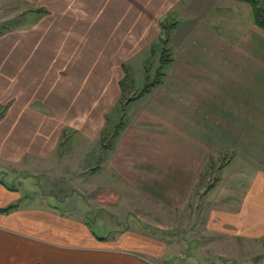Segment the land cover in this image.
Masks as SVG:
<instances>
[{"label":"crops","instance_id":"1","mask_svg":"<svg viewBox=\"0 0 264 264\" xmlns=\"http://www.w3.org/2000/svg\"><path fill=\"white\" fill-rule=\"evenodd\" d=\"M84 2L107 12L94 24L80 25L85 37L130 26L135 11H143L152 27H158L159 13H164L173 27L166 76L150 90L153 99L140 114L148 131H135L139 121L125 123L109 150L113 159H105L112 191L140 188L168 196L172 187L179 194L211 166L208 159L215 152L231 151L213 184L217 188L229 170L225 194L208 201L212 190L206 193L210 229L237 244L263 240L264 29L256 24L251 4ZM46 3L50 11H60L69 0ZM114 20L125 23L115 25ZM45 23L39 20L34 31L0 35V106L5 107L0 115V264H181L169 236L143 227L121 228L117 213L96 211L97 200L84 194L109 189L103 182L90 183L87 175L101 151L86 132L61 143L70 119L92 106L93 99L86 83L66 87L41 78L55 60L54 36ZM16 82L20 87L13 90ZM219 125H224L221 137L215 133ZM79 140L93 146L82 149L75 145Z\"/></svg>","mask_w":264,"mask_h":264},{"label":"rangeland","instance_id":"2","mask_svg":"<svg viewBox=\"0 0 264 264\" xmlns=\"http://www.w3.org/2000/svg\"><path fill=\"white\" fill-rule=\"evenodd\" d=\"M259 1L264 6V1ZM46 2L47 0H0V35L12 30L34 31L32 27L39 20L45 21L46 29L54 36L55 60L48 69L43 70L45 73L41 78L55 84H65L66 87H78L81 83H86L89 87L93 105L82 111L77 110L70 119L61 147L69 136L76 137L80 132H86L90 134V139H94L93 145L101 151L97 166L86 174L90 183L97 185L103 182L109 189H101L99 196L92 191L87 194L84 192L89 199L97 200L96 211L109 210L117 213V222L121 228L143 227L151 233L166 234L173 241V246L177 249L176 259L181 264H264V239L254 243L238 241L237 244L229 238L217 236V232L210 229L208 223L210 211L206 207V193L212 190L207 197L208 201L220 200L218 196L225 194V184L230 182L227 174L229 170L225 172V178L220 180V184L217 183V188L209 187L219 180L221 166L230 157L231 151L215 152L208 159L211 166L201 169L192 185L185 186L179 194L176 191L172 193V187H168V196H164L165 192L160 196L140 188L137 192L122 187L114 191L111 189L113 177L105 168V163L113 159L108 153L117 137L114 136L116 130L122 124L132 125L138 121L141 124L135 125V131L139 128H146L148 131L150 127L149 124H142L143 117L140 114L143 113L146 102L153 99L152 93H144L145 89L156 81H163L166 76L162 75L165 73L163 68L170 63L168 60H161L160 44L166 31L168 36L172 32L169 16L164 18V13H159L163 23L158 21V27H152L148 22L150 18L143 11H135L133 18L129 20L130 26H115L114 32L109 28L104 34H100L102 36L92 38L89 34L85 37L80 25L94 24L102 18L101 15H107L106 11H95V4L92 3L91 6L84 0H69L63 10L50 11L51 6ZM49 21L54 27H49ZM62 21L67 24L64 25ZM118 21L114 20L115 25L119 24ZM108 22L112 25V20ZM120 23L123 25L125 22ZM160 24L166 29H162ZM168 44L169 47L172 45L170 38ZM127 73L128 77H125ZM124 77L126 86L122 91L118 82ZM18 87L20 85L16 82L12 88L16 90ZM4 110L5 107L0 106V115ZM223 128L224 125L216 128V136L223 135ZM75 145L82 149L93 146L82 140ZM121 156L120 167L123 168L125 159ZM99 167L101 169L98 171ZM4 179L9 183L13 182ZM224 179L227 182L222 183ZM107 197L113 202L108 203ZM101 207L103 208L100 209Z\"/></svg>","mask_w":264,"mask_h":264},{"label":"trees","instance_id":"3","mask_svg":"<svg viewBox=\"0 0 264 264\" xmlns=\"http://www.w3.org/2000/svg\"><path fill=\"white\" fill-rule=\"evenodd\" d=\"M247 1L251 4V6L253 8L254 19H255L256 24L259 27L264 29V8L261 5L260 1L259 0H247ZM161 28L164 30L166 29V27L163 24L161 25ZM168 41H169V36H168V32L166 31V36L162 37L161 43H160L162 45V52H161L162 58H161V60H168V62H169L170 61L169 57L171 55V48L169 47ZM162 75H165V73H162ZM125 77H128V73L125 74ZM125 77L123 79H121L119 82V85H120L122 91L124 90V87L126 86L125 85V81H126ZM160 83H161L160 80L152 83L148 89H145L144 93L146 94V93L150 92V90L153 87L159 85ZM122 127H123V124L118 127L114 136H117L119 134V131ZM213 186L214 185L212 184L209 187V189Z\"/></svg>","mask_w":264,"mask_h":264}]
</instances>
